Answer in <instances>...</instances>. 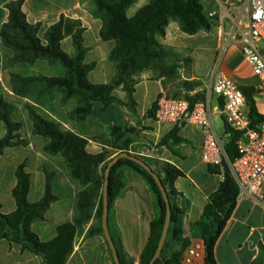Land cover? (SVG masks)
Instances as JSON below:
<instances>
[{"label": "trees", "instance_id": "trees-1", "mask_svg": "<svg viewBox=\"0 0 264 264\" xmlns=\"http://www.w3.org/2000/svg\"><path fill=\"white\" fill-rule=\"evenodd\" d=\"M133 0H90V13L101 20L102 27L99 37L103 41H114L115 46L108 55L113 64L115 75L107 84L95 85L88 81L87 75L95 68V63H86L87 49L83 46L84 28L80 21L60 16L59 20L47 28L44 35H38L40 24H30L22 11L23 0L9 2L6 5L8 21L2 25L0 38L5 47L13 52L11 64L32 66L45 62L58 65L62 75L46 76L21 75L11 73L12 92L19 97L27 98L31 103L24 105L29 120L32 123L33 135L47 140L44 151L49 155L60 154L68 168L72 179L83 189L76 195L75 218L72 222L58 226L57 235L49 241H41L31 230L34 221L43 220L52 201L48 183L44 196L38 202L30 203L27 194L30 187V176L26 171L27 161L22 162L15 170L16 184L12 189L15 210L3 214L0 206V239L14 243L22 250H28L40 256L43 264H65L73 250V241L77 230L90 219V211L96 198L97 225L90 234L102 235V193L104 173L106 170L107 153L91 155L85 150L87 139L63 128L55 120L45 115L36 105L50 102L52 94L57 92L66 101L76 98L78 105L70 117L79 115V120L93 113L110 111L113 105L124 106L129 110L134 105L133 94L139 82V76L146 71H154L159 78L173 79L177 75L179 59L171 65L166 60L173 56L160 43L165 37V31L170 21H177L181 31L194 35L199 31H210L212 24L203 13L200 0H148L147 4L136 11L132 17L126 15ZM70 37L75 54L69 56L61 46V42ZM196 83H184L185 90L192 91L199 86ZM126 94L123 102L113 95L117 89ZM252 125L264 122V116L259 114L255 104L257 94L254 86H240ZM160 95L157 97V99ZM178 98V97H177ZM191 104L204 100L205 91L192 96L181 97ZM157 99L152 103L146 116L155 118ZM16 107L5 98L0 97V122L6 129V134L0 139V155L7 148L21 146L25 141L20 138L19 130L22 120L15 117ZM178 126H174L159 142V146L172 147L183 143L178 136ZM226 133H230L225 145L227 160L233 162L236 158L235 141L237 134L231 132L225 125ZM112 143L109 145L118 153H128L130 145L138 138L134 129H125L114 125L111 129ZM141 158V157H139ZM145 162H147L144 158ZM132 170L139 174L148 185L154 201L155 218L150 223L149 238L140 256V264H148L153 257L166 218V205L153 177L137 163L129 159H119L110 169L108 175V212L111 211L115 199L123 187V173ZM154 172L164 186L171 206V217L168 234L160 253L153 264H181L180 259L184 249L189 245L190 238L200 239L205 248L206 264H217L214 250L219 236L224 230L229 218L237 205L238 187L230 172L227 161L218 166H208V172L222 176L216 191L208 197V203L201 217L190 224L189 237L183 234L181 220L185 210L174 204L178 195L174 182L183 176L173 165L165 162H155ZM47 181L49 176L47 175ZM120 264H127L115 243ZM264 251V249H263ZM264 264V263H263Z\"/></svg>", "mask_w": 264, "mask_h": 264}, {"label": "crops", "instance_id": "crops-1", "mask_svg": "<svg viewBox=\"0 0 264 264\" xmlns=\"http://www.w3.org/2000/svg\"><path fill=\"white\" fill-rule=\"evenodd\" d=\"M12 1L16 0H0V31L2 25L8 21L9 13L6 5ZM205 1L209 6V14L216 12L214 9L220 10V6L232 7L241 0ZM147 2L148 0H133L126 15L132 17ZM87 4L90 5V0H23L22 11L28 23L40 24L38 33L40 37L44 35L48 27L59 20L60 16L80 21L84 28L83 46L87 49L85 62L95 63V68L88 73L87 79L95 85L107 84L115 75L114 66L108 60V55L115 46V42L100 39L99 31L102 22L91 15V8L85 7ZM133 6L135 9L129 16L127 12ZM213 18L214 21L218 19L217 16ZM174 24H177L178 28ZM179 30L181 31L178 22L170 21L165 31V37L159 39L163 47L173 54L166 60V64L171 65L176 58L179 59L178 75L180 64L189 62L187 74L181 73V83H201L191 74V66L200 61L214 63L222 40L220 30L219 28L215 29L212 24L210 31H199L194 35H188L190 37L180 35ZM61 46L69 56L75 54L70 37L65 38L61 42ZM12 56L13 52L3 45L0 38V97L5 98L16 109L21 110L26 103L31 102L12 92L11 73L26 75V67L32 68L34 65L11 64ZM222 70L239 87L257 84L256 77L243 61L237 45H232L227 50L222 62ZM166 80L171 79L159 78L154 71L142 73L135 86L132 108L129 110L124 106L113 105L110 111L98 113L96 128L90 126L88 121L90 119L78 121L70 117L71 111L42 112L63 128L86 138L85 150L88 154L95 155L106 151L108 161L118 154L115 149L109 146L113 141L110 129L114 125L134 129L138 138L130 145L129 153L144 158L153 170L155 162H165L182 172L183 176L174 182V188L178 193L174 198V204L185 210L180 223L183 234L189 237L190 224L201 217L203 209L208 203L209 195L216 191L222 181V176L209 173L208 166L201 162L202 134L196 125L185 124L179 128L178 136L184 141L180 145L172 147V151L166 146L158 145L162 137L174 126L159 123L155 118L147 117L146 113L159 95H168L165 93ZM203 87L201 83L187 93L192 96L201 92ZM55 93L57 92L53 94ZM113 95L123 102L126 101V94L120 88L115 90ZM256 95L254 97L255 104ZM210 102L214 108L212 111L214 129L221 142L226 145L229 137L226 135L222 115L216 109L218 101L214 96H211ZM59 104H62L61 101ZM41 105L36 106L44 108ZM118 107L123 111H117ZM257 111L264 116V111L260 112L258 109ZM17 112L15 111V113ZM19 112L23 119L19 134L25 144L7 148L0 155L1 212L9 214L15 210V201L12 197V189L16 184L15 170L18 165L27 161L26 171L30 176L27 200L30 203L41 200L45 194L47 183L50 195L55 198L45 213L44 219L31 224V230L41 241H49L57 235L58 226L72 222L75 218L76 195L83 187L71 178L65 160L60 154L49 155L44 151L47 140L33 135L32 123L28 118L27 111ZM5 134V126L0 122V139ZM47 175L49 176L48 181ZM153 201V195L143 178L132 170H125L123 187L120 195L115 199L111 211L108 212L107 225L114 244L118 243V249L127 264H140L141 253L149 238L150 223L156 214ZM97 207L98 198L91 207L90 219L77 230L73 241V250L65 264H114L104 235L90 234V230L97 225ZM257 208L264 210L263 205L252 200L246 198L237 200L235 210L215 246L214 255L217 264L264 263V231H261L264 230V225L252 217ZM0 264H43V260L28 250H22L17 244L0 239Z\"/></svg>", "mask_w": 264, "mask_h": 264}, {"label": "built area", "instance_id": "built-area-1", "mask_svg": "<svg viewBox=\"0 0 264 264\" xmlns=\"http://www.w3.org/2000/svg\"><path fill=\"white\" fill-rule=\"evenodd\" d=\"M218 17L222 37L213 63L204 100L191 104L184 98L160 95L155 119L159 123L181 127L193 124L200 128L202 145L200 159L204 165L218 166L227 161L238 187V199L246 198L264 206V122L253 126L245 97L239 86L222 70V62L232 45L239 46L243 61L256 77L257 94L264 93V0H241L232 7L220 6ZM229 20L226 32L223 21ZM261 44L262 46H258ZM211 96L216 98L225 125L237 134L236 158L227 160L225 145L213 126ZM230 138V133H226ZM181 264H206L205 248L200 239L190 238Z\"/></svg>", "mask_w": 264, "mask_h": 264}, {"label": "rangeland", "instance_id": "rangeland-1", "mask_svg": "<svg viewBox=\"0 0 264 264\" xmlns=\"http://www.w3.org/2000/svg\"><path fill=\"white\" fill-rule=\"evenodd\" d=\"M200 1L203 5V11H204L205 15L208 17L209 21L214 25V28L218 29L219 28L218 19H215V21H214V18H210L208 15V10H209L208 4L206 3L205 0H200ZM85 7L87 9H90L91 5L87 4V5H85ZM133 9H135V6H133L132 9H130L127 12L129 16L131 15V11H133ZM214 10H216V13L219 12V9H214ZM174 25L178 28L177 24H174ZM223 26H224V28H226L225 29L226 32H228V30L230 29V22L228 19L223 21ZM169 29H170V27L168 28V30ZM179 33H180V35L182 34L184 37H190L187 34L182 33L180 30H179ZM258 46L261 47L262 45L259 44ZM188 59H189V57H188ZM170 61H173V60L170 59ZM188 66H189V62H184V63H182V65L180 64V69H179V72H178V75L176 76V78L171 79V80H166L165 93L168 94L166 96H173V97H178V98L189 96V93H187L188 91L185 90L186 88H185L184 84H182L183 82L181 83V79H182L181 73L186 75L188 72ZM26 68H27L26 75H30V76L38 75V74H43L46 76L62 75V69L58 65H49L45 62H40V63H37L36 65L34 64V66L32 68H30V67H26ZM212 68H213V63L210 61H200V62H197L191 66V69H190L191 74L194 77H196L198 80H200V82L204 86L202 91H205L204 89H205V86H207V84H208ZM201 83L198 82V84H201ZM60 101L62 104H59ZM77 105H78V102H77L76 98H71V99H68L66 101H63L62 95L59 93H55V94H52L50 102H46V103L42 104L41 106L44 108H39V109L41 111H71V113H72V111L75 110ZM256 105H257V109L260 112L264 111V93H258L256 95ZM16 111H18V112L16 113L15 117L17 119H21L23 122L21 112H19V111H26V110L24 109V107H22L21 110H19L17 108ZM117 111H123V109L118 107ZM98 113H93L90 116H87L80 121H85L86 119H90V120H88L90 123V126L92 128H96L98 125V116H99ZM73 118L78 120L79 115H74ZM216 128H217V125H216ZM125 129H127L126 126H125ZM110 133H111V131H110ZM135 156H137V155H135ZM137 157H140V156H137ZM252 217L254 219L261 221L262 224L264 225V210L257 208L256 210H254ZM261 231H264V230H261Z\"/></svg>", "mask_w": 264, "mask_h": 264}, {"label": "water", "instance_id": "water-1", "mask_svg": "<svg viewBox=\"0 0 264 264\" xmlns=\"http://www.w3.org/2000/svg\"><path fill=\"white\" fill-rule=\"evenodd\" d=\"M129 159L135 163H137L138 165H140L144 170H146L154 179V181L156 182V185L158 186L161 195L164 199L165 205H166V218H165V222H164V226L161 232V236L156 248V251L153 255V257L151 258L150 262L148 264H153L155 262L156 259H158L160 257V253L161 250L163 248V245L165 243L167 234H168V229L170 226V217H171V206L168 200V196H167V192L164 188V186L161 183L160 178L158 177V175L154 172L153 168L150 167L143 159L132 155L131 153H118L114 158H112L106 166V170L104 173V184H103V193H102V200H103V204H102V216H101V227H102V232L103 235L105 237V240L107 242V245L109 247V250L111 252V256H112V260L114 262V264H120V260H119V255L117 252V249L115 247V244L110 236L109 230H108V225H107V218H108V175H109V171L111 169V167L119 160V159Z\"/></svg>", "mask_w": 264, "mask_h": 264}]
</instances>
